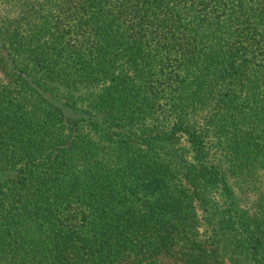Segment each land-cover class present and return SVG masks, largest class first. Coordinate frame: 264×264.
<instances>
[{"label":"trees","instance_id":"16d2710c","mask_svg":"<svg viewBox=\"0 0 264 264\" xmlns=\"http://www.w3.org/2000/svg\"><path fill=\"white\" fill-rule=\"evenodd\" d=\"M0 264H264V0H0Z\"/></svg>","mask_w":264,"mask_h":264}]
</instances>
